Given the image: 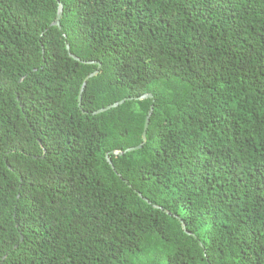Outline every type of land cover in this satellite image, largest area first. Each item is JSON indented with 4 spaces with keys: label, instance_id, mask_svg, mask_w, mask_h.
<instances>
[{
    "label": "trees",
    "instance_id": "obj_1",
    "mask_svg": "<svg viewBox=\"0 0 264 264\" xmlns=\"http://www.w3.org/2000/svg\"><path fill=\"white\" fill-rule=\"evenodd\" d=\"M59 1L0 0V264H264V0Z\"/></svg>",
    "mask_w": 264,
    "mask_h": 264
},
{
    "label": "water",
    "instance_id": "obj_2",
    "mask_svg": "<svg viewBox=\"0 0 264 264\" xmlns=\"http://www.w3.org/2000/svg\"><path fill=\"white\" fill-rule=\"evenodd\" d=\"M56 2H57L56 15H55L54 20L51 22V25L60 28V18H61V16H62L63 5H62V3H61L59 0H56ZM66 49H67L68 54H69L70 57H72V58L75 59V60L81 61L77 56H75L74 54H72V53L69 51V45H68L67 43H66ZM94 62H95V61H88V63H94ZM96 63H97V68H96L93 72H91L90 74H88V75L86 76V78L84 79V81H83V83H82V85H81V87H80L79 94H78V101H79V103H80V101H81V96H82V92H83V89H84V86H85L86 80L89 79L90 77L94 76V75L97 74V72H98V69H99L100 63H99V62H96ZM151 96H152V95H151L150 93H146V94H143V95H141V96L135 97V99H139V100H141V99H145V98H150ZM131 99H133V97H127V98L121 99V100H119V101H117V102H114V103L109 104V105H107V106H105V107H102V108L97 109L96 111L93 112V114H97V113L103 112V111H105V110H108V109H110V108L116 107V106H118L119 104H122L125 100H131ZM151 112H152V106H150L149 111H148L147 115L145 116V120H144V124H143V130H142V134H141L142 140L145 139V135H146V131H147V127H148V123H149V118H150ZM141 146H142V143H140L138 146H135V147H128V148L125 149L124 151H112V153H114V154H122V153H124V152H126V151H131V150H134V149L140 148ZM43 151H44V149H43ZM105 158H106L107 162H109V164L111 165V168L114 169V167H113V165H112V163H111V161H110V158H109V155H108V154L105 155ZM138 195H139L140 197H142L140 193H138ZM142 198H143V197H142ZM143 199H144L146 202L148 201L146 198H143ZM155 207H156V206H155ZM180 222H181V226H182L183 230H185L184 225H183V223H182L181 220H180ZM4 257H5V256H3V258H4ZM3 258H2V259H3Z\"/></svg>",
    "mask_w": 264,
    "mask_h": 264
}]
</instances>
